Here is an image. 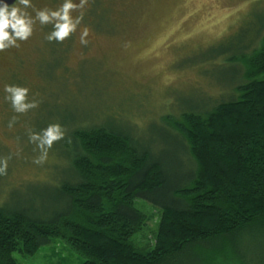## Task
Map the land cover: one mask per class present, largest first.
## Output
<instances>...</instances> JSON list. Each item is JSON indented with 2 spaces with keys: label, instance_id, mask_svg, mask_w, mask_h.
<instances>
[{
  "label": "rangeland",
  "instance_id": "1",
  "mask_svg": "<svg viewBox=\"0 0 264 264\" xmlns=\"http://www.w3.org/2000/svg\"><path fill=\"white\" fill-rule=\"evenodd\" d=\"M66 2L76 5L69 16L79 23L64 40H49L57 20L42 23L37 13L50 15ZM81 2L29 0L25 7L18 0L14 5L33 24L26 40L0 50V160L7 161L0 175V205L22 203L40 210L48 204L68 168L63 158L68 128L78 120L129 132L145 146L153 142L154 155L174 184L184 181L195 164L189 154L184 157L173 131L164 128V117H178L187 106L211 108L227 101L233 67L222 53L240 52L261 28L264 35V0ZM6 86L27 89L23 103L35 107L16 111ZM52 125H59L63 135L37 163L41 149L31 137ZM137 208L154 217L139 240H152L160 215L143 202ZM13 258L18 264L85 262L62 239L34 256L15 253Z\"/></svg>",
  "mask_w": 264,
  "mask_h": 264
},
{
  "label": "trees",
  "instance_id": "2",
  "mask_svg": "<svg viewBox=\"0 0 264 264\" xmlns=\"http://www.w3.org/2000/svg\"><path fill=\"white\" fill-rule=\"evenodd\" d=\"M262 30L240 52L222 53L233 67L227 101L164 117L195 164L184 181L174 184L153 142L78 120L48 204L0 205V264H18L15 253L34 256L54 239L83 264H264ZM138 202L160 215L152 240H139L154 217Z\"/></svg>",
  "mask_w": 264,
  "mask_h": 264
},
{
  "label": "clouds",
  "instance_id": "3",
  "mask_svg": "<svg viewBox=\"0 0 264 264\" xmlns=\"http://www.w3.org/2000/svg\"><path fill=\"white\" fill-rule=\"evenodd\" d=\"M19 4L25 7L29 6V0H19ZM83 5V0L81 6ZM76 7L71 2L63 4L62 8L58 11H52L49 14L46 12H38L37 17L43 23L49 21L50 18H56L55 24L56 31L48 37L49 40L55 38L57 40H64L70 32L74 31L76 25L79 23V18L75 21L70 19L69 10ZM62 21V23H61ZM32 19L29 18L28 14L23 8L19 6H9L4 3V0H0V50L8 48L10 45L16 44V40H26L32 32ZM11 29V32L8 29ZM88 35V30L85 29L81 36V42L85 43L84 37ZM5 91L11 93V100L16 111L23 112L27 108L35 107V104H25V96L27 89L16 88L6 86ZM63 133L59 125L49 126L43 135L33 134L32 140L38 141L37 147L41 149V157L36 162L39 163L41 160L46 158L47 149L52 147L54 141L60 139ZM7 168V161L0 160V175L4 174Z\"/></svg>",
  "mask_w": 264,
  "mask_h": 264
},
{
  "label": "water",
  "instance_id": "4",
  "mask_svg": "<svg viewBox=\"0 0 264 264\" xmlns=\"http://www.w3.org/2000/svg\"><path fill=\"white\" fill-rule=\"evenodd\" d=\"M18 0H4V3L8 4L9 6H14Z\"/></svg>",
  "mask_w": 264,
  "mask_h": 264
}]
</instances>
